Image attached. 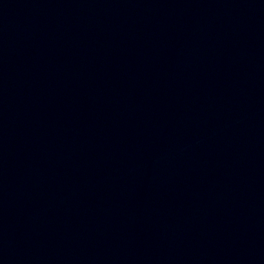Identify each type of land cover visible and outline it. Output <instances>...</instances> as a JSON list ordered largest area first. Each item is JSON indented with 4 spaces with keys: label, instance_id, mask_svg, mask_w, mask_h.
<instances>
[{
    "label": "water",
    "instance_id": "water-1",
    "mask_svg": "<svg viewBox=\"0 0 264 264\" xmlns=\"http://www.w3.org/2000/svg\"><path fill=\"white\" fill-rule=\"evenodd\" d=\"M0 264H264V0H0Z\"/></svg>",
    "mask_w": 264,
    "mask_h": 264
}]
</instances>
